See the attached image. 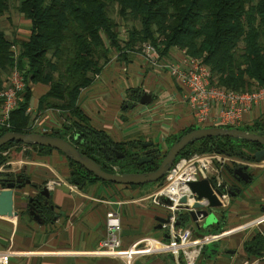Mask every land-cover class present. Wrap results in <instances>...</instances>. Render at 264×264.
<instances>
[{
	"label": "trees",
	"instance_id": "trees-1",
	"mask_svg": "<svg viewBox=\"0 0 264 264\" xmlns=\"http://www.w3.org/2000/svg\"><path fill=\"white\" fill-rule=\"evenodd\" d=\"M7 5L8 0H0V13ZM110 10L115 11L122 23L130 22L124 37L119 36V22L109 15ZM17 11L27 20L29 33L25 39L9 40L0 30V73H8L13 66L21 72L25 81L23 101L11 111L10 127L0 128V134L8 130L31 131L29 115L25 113L31 98L30 87L46 85L45 91L37 97L36 109H57L65 120L61 129L46 133L62 131V138L80 144L78 150L91 158L101 157L102 148L107 150V155L111 156L107 160V171H111L112 166L122 171L153 170L162 156L136 165L131 156L139 153L131 149L138 143L113 141L104 131L90 125L78 105L80 91L94 81V76L113 53L118 59H125L127 53L139 51L142 42H149L163 57L176 47L187 55L202 58L219 86L244 91L264 85V0H20ZM11 45L15 51L10 49ZM263 127L264 116L238 126L246 131ZM194 128L197 126L191 124L180 129L171 134L167 142L170 145ZM12 145L29 147L40 154L50 150L8 141L0 146V151ZM253 145L228 136L204 137L189 143L176 158L215 151L253 159ZM244 148L249 150L245 152ZM111 149L125 156L116 158L109 152ZM4 159L0 155V163ZM65 159L71 183H111L93 177L80 165ZM161 180L154 183L159 185ZM243 248L247 256H263L264 234L255 233Z\"/></svg>",
	"mask_w": 264,
	"mask_h": 264
},
{
	"label": "crops",
	"instance_id": "crops-1",
	"mask_svg": "<svg viewBox=\"0 0 264 264\" xmlns=\"http://www.w3.org/2000/svg\"><path fill=\"white\" fill-rule=\"evenodd\" d=\"M115 54L96 79L80 91V109L93 128L104 131L115 142L147 141L164 148L171 134L194 124L182 90L166 71L147 66L139 51L127 53L125 59H118ZM181 54L174 47L163 58L175 60ZM142 93L150 95L149 103L139 104ZM262 116L264 102L246 113L243 123L250 124ZM136 148L142 147L136 145ZM39 155L43 159L30 162L35 170L30 166L29 173H36L30 179L37 181L45 173L48 180L58 181L49 187L56 216L44 223H36L24 213L11 219L0 218L4 227L0 225V250L10 251L8 264H123L115 258L91 254L94 251L91 246H98L104 235V213L108 210L119 220L122 249L132 244L141 246L137 242L142 238L167 240L165 228H157L154 219L164 216L165 211L161 206V212L150 206L154 189L100 181L75 188V183L69 181L68 163L59 151L49 150ZM249 165V180L236 183L239 191L226 198V204L220 208V224L208 226L204 234L195 230L192 221L184 220L180 224V228L190 227L194 237L218 235L204 245L196 264H242L246 259L258 258L247 256L243 247L255 233L264 234V220L256 222L264 215V161L252 159ZM21 205V199L17 202L13 196L14 209L18 210ZM14 219L22 223L17 224ZM197 229L203 231V228ZM210 243H222V247L205 257L204 250ZM131 264L175 263L168 252H149L136 257Z\"/></svg>",
	"mask_w": 264,
	"mask_h": 264
},
{
	"label": "built area",
	"instance_id": "built-area-1",
	"mask_svg": "<svg viewBox=\"0 0 264 264\" xmlns=\"http://www.w3.org/2000/svg\"><path fill=\"white\" fill-rule=\"evenodd\" d=\"M15 51L13 45L10 46ZM181 57L168 60L160 57L156 48L149 42L140 44L139 52L147 66L161 69L174 78L182 90V98L190 110L194 124L198 127L221 126L238 127L243 124L245 114L254 106L264 102V85H256L249 90L236 91L226 89L216 84L210 69L204 64L202 58L190 56L181 50ZM95 78L97 75L94 76ZM25 81L21 72L13 66L9 69L5 80L0 84V128L10 127V113L23 101ZM30 110L27 105L25 113ZM31 132L46 133V128L38 123L29 126ZM230 156L220 152L193 153L180 156L171 163L161 183L150 195L152 204L161 206L168 215V222L162 223L168 235L166 241H156L151 238H142L137 243L122 249L119 238V220L114 212H105V230L98 249L91 252L96 256H104L120 260L123 264H131L138 256L149 252H168L174 258L175 264H196L205 244L218 235H205L194 237L190 227L180 228L176 223L181 220L178 206L192 205L195 197L191 193L188 183L196 181L202 174L218 187H221L222 176L220 168L226 165ZM237 160V159H236ZM53 180L46 185L51 187ZM161 195L168 199V205L161 203L157 198ZM186 196L185 203L180 198ZM256 222L263 221L264 215ZM254 222V221H253ZM10 251L0 250V264H8ZM264 255L254 260H244L242 264H259Z\"/></svg>",
	"mask_w": 264,
	"mask_h": 264
},
{
	"label": "water",
	"instance_id": "water-1",
	"mask_svg": "<svg viewBox=\"0 0 264 264\" xmlns=\"http://www.w3.org/2000/svg\"><path fill=\"white\" fill-rule=\"evenodd\" d=\"M150 95L148 93H142L138 97L139 104H147L150 102ZM211 136H228L234 139L244 140L250 143H255L262 146L261 149L253 152L252 157L255 162L264 161V127L258 131H246L238 127H221V126H204L197 127L193 130L185 132L180 135L174 142H172L162 154L157 166L153 170L148 171H122L118 169V166H112L111 171H106L95 162V160L82 154L74 145L68 140L58 136L51 135L41 132H15L5 131L0 134V146L8 141H18L25 145H39L48 147L59 151L64 157L80 165L84 170L91 173L93 177L115 184L121 185H142L145 183L157 182L165 175L169 166L176 159L178 154L184 149L189 143L199 140L204 137ZM151 143H142V147H148ZM118 152V151H116ZM157 155V154H155ZM118 157H123L120 153ZM131 158L134 160L136 165H141L152 160V156H137L132 155ZM234 173L238 179L247 182L250 178L246 166H239L234 170ZM24 183H28L29 179H24ZM191 193L195 197V202L192 205L181 204L178 206L181 220L176 224H181L184 220H189L196 225V228L208 227L213 224H220L219 212L230 195L228 189H222L216 186L208 176L202 174V177L196 181L188 183ZM19 185H14L13 182H6L3 188H0V218L11 219L15 218L18 214L17 210L13 207V196L14 189L18 188ZM235 192L239 189L235 188ZM44 195H48L46 186L41 187V192ZM157 198L161 203L168 205L170 202L167 198L157 195ZM30 201V198H28ZM187 201L186 196L180 198L181 203ZM215 210L217 214L216 219H209L210 212ZM32 219L36 223H41L42 220L37 213H33ZM155 221L157 222L156 227L161 228L162 223L168 222V215L156 216ZM201 222V224H199ZM168 237V235H167Z\"/></svg>",
	"mask_w": 264,
	"mask_h": 264
},
{
	"label": "rangeland",
	"instance_id": "rangeland-1",
	"mask_svg": "<svg viewBox=\"0 0 264 264\" xmlns=\"http://www.w3.org/2000/svg\"><path fill=\"white\" fill-rule=\"evenodd\" d=\"M19 1L20 0H8L7 9L0 13V30H2L4 32L5 37L8 38L9 40L11 38L25 39L29 33V24H28L27 20L23 19L22 16L17 11V5H18ZM109 15L113 19H115V21L119 22L117 30L119 32V36L124 37L125 36V30L129 27L130 22L122 23V21H120V19L116 16L114 10H110ZM113 54H115V53H113ZM116 57H117V55H116ZM101 71H100V73H101ZM6 76H7V73H2V72L0 73V84L5 80ZM34 86L35 87H33V85H31V87H30L31 98H30V101L28 103L30 110L26 113L29 115L28 116V118H29V125L28 126H30L33 123H38L41 126L44 125L46 128H48V126H49L50 129H61V126H62L61 124L63 123V121L65 122V120H64V116L61 115L57 111V109L45 108L42 111H39L36 109V100H37L36 98L46 89L47 86L41 85V84L34 85ZM36 86H38V88ZM138 137H140V136H138ZM146 142H144V143H146ZM168 145H169V143L167 142V144L164 146V148L161 149V153H163L166 150ZM126 149L130 150L129 148H126ZM142 149L143 148H139V149L135 148V149H131V150L134 151L135 153L140 154L141 153L140 151ZM25 150H27L26 153H24ZM248 150L249 149L244 148L245 152H247ZM0 155L4 156V158H5L4 161L0 163V178H3V177L8 176V175H12L15 172H18L21 170L26 175H28L29 178L34 179L33 176H35L36 173L32 174V173H29V171H28V168L30 166H32L30 162H36L37 163L39 161H36V160L43 159V157H41L39 155V152H37V150L31 149L29 147H24L21 145L20 146H13V145L9 146L8 148L1 150ZM234 158H235L234 160L227 161L226 164L232 165L233 163H238V161H239V159H237L238 157L234 156ZM31 168H33L35 170L34 166H32ZM220 170H221V172L225 171L224 167L220 168ZM125 171H131V169H125ZM225 179L226 180L228 179V181H230L227 174L225 176ZM243 186H245V185H243ZM139 187H142V188H145L148 190L154 189V191H155L157 185L153 182V183H145V184L139 185ZM26 190H29L27 188V186L21 188L20 191H18V193L15 194L14 197H15V200L17 202H18L20 196L23 193H25ZM148 202H149V200L147 201V203ZM150 206L153 209H155V211H157V212H161V210H163L160 206H156L153 204ZM211 218L212 219L217 218V214L215 213V210H212L210 212L209 219H211ZM1 222L2 221L0 220V225H1V227H3V223H1ZM14 222L17 224L22 223V221L20 219L18 221H16V219H14ZM189 223H190V221H189ZM33 224H35V223H33ZM119 228H120V224H119ZM207 228H208L207 226L206 227L204 226L203 231L198 230L197 228H195V230L197 232H199L200 234H204V233H207V231L205 230ZM8 245H9V242H8L7 246ZM221 247H222V243H210L209 245L206 246V248L204 250L205 257L211 256L214 253V250L221 249ZM91 248L96 250V249H98V246L93 245V246H91ZM119 248H121V247H119ZM10 261H11V259H10Z\"/></svg>",
	"mask_w": 264,
	"mask_h": 264
},
{
	"label": "flooded vegetation",
	"instance_id": "flooded-vegetation-1",
	"mask_svg": "<svg viewBox=\"0 0 264 264\" xmlns=\"http://www.w3.org/2000/svg\"><path fill=\"white\" fill-rule=\"evenodd\" d=\"M260 129H257L256 131H258ZM49 132V131H48ZM47 132V133H48ZM60 134H62V131H58V132H54L53 135H58L60 136ZM52 135V134H51ZM61 137V136H60ZM69 141V140H68ZM70 142V141H69ZM71 143V142H70ZM74 143V142H72ZM71 143V144H72ZM143 142H139V144H137L139 147H142ZM255 144V143H253ZM75 145V147L77 149H79L80 144H72ZM252 147H254L253 151L251 152V154H253V152H255L258 149H261L262 146L260 145H253ZM138 148V147H137ZM144 148L140 154H138V156H152L155 158L160 157L163 153H161V148L159 146H154V145H149L148 147H142ZM107 149V146H106ZM50 150H54V149H50ZM57 151V150H56ZM102 156L99 157L97 155H94L89 158L91 159H96L98 161V164L101 166L102 169L107 171V160H109L108 158H110V154L107 155V150L105 152V150L102 148ZM118 150L116 149H111L109 152L112 153L113 156H115L116 158H123L125 156V154L123 152H121L123 154V157H118L117 155L120 154V152H116ZM157 154V155H155ZM250 154V155H251ZM93 155V154H92ZM88 157V156H87ZM237 159H239L238 163H233L232 165H225L224 166V172H221V176H222V183H221V188L222 189H228V191L230 193H235V188H236V183L238 182H243V180L238 179L234 173V170L239 167V166H246V170L249 172V163L251 162L252 159H249V156L243 155V157H238ZM160 160V159H159ZM158 160V162H159ZM158 164V163H157ZM69 171V170H68ZM133 171V170H131ZM226 174L228 175V178L230 181H228V179H225ZM47 176H45V174L41 173V175L39 176V180L37 181H32L28 175H26L24 172H22L21 170L18 172H15L12 175H8L5 176L3 178H0V188L4 187V184L6 182H13L14 185H19L18 188L14 189V196L16 193H18V191H20L21 188H23L24 186H27L29 189V193H25L22 194L20 196V199L22 201V205L19 207V209L17 210L18 213L23 212L27 217H29L31 220L32 219V215L33 213H37L38 216L40 217V219L42 220V222H46L48 220H52L55 218L56 214L54 211V204L51 201V190L49 187H47L46 183L48 181V178H46ZM29 179L28 183H24V179ZM54 183H58V181L53 180ZM85 184V181H81L78 182L77 184H75V188H82L83 185ZM46 186V191L48 192V195H44L41 192V187L42 186ZM55 185V184H53ZM52 187V186H51ZM28 198H30V201L28 200ZM104 217H105V213H104ZM34 221V220H33ZM35 222V221H34ZM41 222V223H42ZM103 228L105 230V218L103 220Z\"/></svg>",
	"mask_w": 264,
	"mask_h": 264
}]
</instances>
